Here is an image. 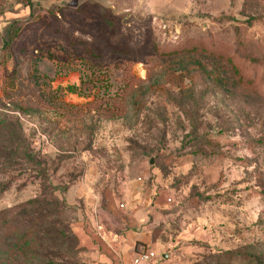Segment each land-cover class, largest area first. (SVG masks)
<instances>
[{
	"label": "rangeland",
	"instance_id": "374dc122",
	"mask_svg": "<svg viewBox=\"0 0 264 264\" xmlns=\"http://www.w3.org/2000/svg\"><path fill=\"white\" fill-rule=\"evenodd\" d=\"M30 2L31 11L25 0H0V213L14 211L16 225L48 186L77 208L69 197L79 191L119 182L135 192L137 184L144 200L130 207H145L148 234L169 264H264V0ZM93 4L138 44L214 46L256 88H239L227 62L208 58L115 68L38 23L60 9L90 27L72 10ZM14 22L21 32L7 51ZM2 238L0 228V264H14L6 251L15 243Z\"/></svg>",
	"mask_w": 264,
	"mask_h": 264
},
{
	"label": "trees",
	"instance_id": "16d2710c",
	"mask_svg": "<svg viewBox=\"0 0 264 264\" xmlns=\"http://www.w3.org/2000/svg\"><path fill=\"white\" fill-rule=\"evenodd\" d=\"M25 3L31 11L33 6L30 0H25ZM64 11L60 9L45 11V16L38 17V23L46 34L60 36L71 50L80 52L89 60L98 62L102 58H108L114 62L115 68L123 67L125 70H129L133 64L147 58H149L147 62L151 61L153 63L151 67L154 65L155 68L161 62L166 63L187 57L221 60L229 64L225 56H222L225 54L221 52V55L219 51L215 52L214 46L211 48L199 41L191 40L167 49L152 45L148 47V44L143 43L138 44L127 36L123 25L115 15L99 4L86 5L72 10L79 18L90 20L92 23L90 27H80V25L67 22ZM16 26L14 22L9 27L2 42L3 48L7 51L11 50L14 39L21 32V29ZM229 66L233 69L232 77L239 88L250 91L256 88L254 83L248 81L247 76L240 74L231 62ZM90 87L83 84L80 89L85 91ZM76 90L68 89L69 92ZM105 115L107 119H112L114 113L109 112ZM28 154L25 153V156ZM33 166L36 167L38 164ZM138 182H140L139 178ZM8 187L6 186L3 190ZM23 208L25 211L20 214L22 221L16 225L15 220L19 217L14 214V211L0 213L2 240L7 244L15 243L13 246L8 245L6 251L8 259H11L14 264H71L69 261L71 255L83 253L78 248L77 241L71 232V226L76 222L77 208L68 207L63 197L59 201L55 197V190L50 186L29 200ZM70 211L73 218L69 222L62 219ZM255 264L259 262L256 261Z\"/></svg>",
	"mask_w": 264,
	"mask_h": 264
},
{
	"label": "crops",
	"instance_id": "0c3cea01",
	"mask_svg": "<svg viewBox=\"0 0 264 264\" xmlns=\"http://www.w3.org/2000/svg\"><path fill=\"white\" fill-rule=\"evenodd\" d=\"M114 185L92 193L79 191L75 197H69L73 203L78 201L76 222L71 226V232L83 252V264H129L135 251L141 248L159 253L157 243L144 224L145 207H130L136 198L144 200L143 195H139L142 188L135 184V192H126L119 182ZM159 203L154 201L153 204ZM163 256L165 254L161 253ZM165 259L154 264H169Z\"/></svg>",
	"mask_w": 264,
	"mask_h": 264
},
{
	"label": "built area",
	"instance_id": "2783aa9c",
	"mask_svg": "<svg viewBox=\"0 0 264 264\" xmlns=\"http://www.w3.org/2000/svg\"><path fill=\"white\" fill-rule=\"evenodd\" d=\"M122 208V205L119 206ZM161 253H156L151 249L141 248L135 251L132 261L129 264H154L160 260Z\"/></svg>",
	"mask_w": 264,
	"mask_h": 264
},
{
	"label": "water",
	"instance_id": "95a60500",
	"mask_svg": "<svg viewBox=\"0 0 264 264\" xmlns=\"http://www.w3.org/2000/svg\"><path fill=\"white\" fill-rule=\"evenodd\" d=\"M162 258H164V259H165V258H166V256H163Z\"/></svg>",
	"mask_w": 264,
	"mask_h": 264
}]
</instances>
